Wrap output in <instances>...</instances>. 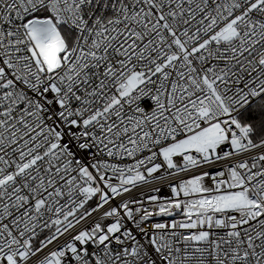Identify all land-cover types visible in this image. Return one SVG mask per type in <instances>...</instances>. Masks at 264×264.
<instances>
[{"label": "snow or ice", "instance_id": "obj_1", "mask_svg": "<svg viewBox=\"0 0 264 264\" xmlns=\"http://www.w3.org/2000/svg\"><path fill=\"white\" fill-rule=\"evenodd\" d=\"M0 264H264V0H0Z\"/></svg>", "mask_w": 264, "mask_h": 264}]
</instances>
